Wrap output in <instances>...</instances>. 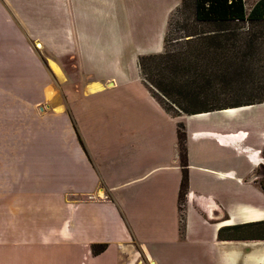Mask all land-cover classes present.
<instances>
[{"label":"crops","instance_id":"obj_1","mask_svg":"<svg viewBox=\"0 0 264 264\" xmlns=\"http://www.w3.org/2000/svg\"><path fill=\"white\" fill-rule=\"evenodd\" d=\"M179 5L0 0L4 59L26 62L32 81L5 97L0 85V264H264V240L217 238L264 221V103L171 116L140 77L138 57L163 51ZM129 86L142 116L111 94ZM155 110L184 125L181 212L176 138L142 165L139 152L117 159L149 139L141 125Z\"/></svg>","mask_w":264,"mask_h":264},{"label":"rangeland","instance_id":"obj_2","mask_svg":"<svg viewBox=\"0 0 264 264\" xmlns=\"http://www.w3.org/2000/svg\"><path fill=\"white\" fill-rule=\"evenodd\" d=\"M244 8L246 12L250 9L254 0H243ZM243 26L244 25H239ZM212 29L210 25L198 24L193 21V7L192 1L187 0L185 5L176 9L169 17L167 27L165 30V51L169 55L167 59L170 61L167 69L166 81L170 84L171 94L175 92H187L190 97L191 105L196 109L200 108L203 102H210L215 100L213 104L224 105L231 104L237 100H244L248 94L258 92L264 89V35L257 41L253 48H239L237 53L238 57H241L244 61L242 63L237 60L230 61L226 68H222L221 72H202V64L197 65L194 70V63L192 61L193 53H195V41L192 38V34L199 31H207ZM239 32V30H238ZM39 44V43H37ZM236 44H238L236 42ZM34 49L39 50L35 42H32ZM164 51V50H163ZM10 52V47L0 46V85L4 90V97L8 96L6 90H9L11 85L26 86L32 81L27 75L26 62H17L15 60L5 58L3 53ZM25 53L18 51V55L21 56ZM40 55V54H39ZM130 63V62H129ZM156 63L146 61L145 66L151 70ZM173 70L179 72L177 77L172 81L170 77ZM198 74V75H197ZM197 75V76H196ZM109 77H104L103 80ZM86 78H81L83 81ZM42 76L34 77L35 89L42 84ZM77 81V78H73L72 81ZM20 87V88H23ZM117 93L115 98H119V103L125 104L130 108L133 114L143 115L146 112L147 106L142 100V97L129 86V90L125 89L120 91H111V94ZM119 93V94H118ZM154 96L160 101V103L167 107L172 113L174 109L173 104L170 103V99H165L161 95L152 90ZM112 94V95H113ZM78 96V95H77ZM183 96V95H180ZM187 96V97H188ZM176 98V97H175ZM154 118L156 129L154 128ZM152 120L147 118L141 126L144 127L143 131L149 139L146 142L138 140L137 144L133 148L125 149L121 153L122 155L117 158L120 163L126 161L129 155H134V163L142 165L144 162H148L151 155L155 153H167L172 149L171 140L176 138V129L178 124L182 125L184 133V125L182 121L173 122L164 116H160L156 113ZM180 122V123H179ZM96 126V122H95ZM153 126V128H152ZM96 129V128H95ZM94 129V130H95ZM152 134V135H151ZM94 136V135H93ZM185 136V135H184ZM173 140V141H174ZM98 144V140L93 141ZM100 143H103L101 141ZM99 143V144H100ZM117 150L120 151V149ZM118 155V152L116 156ZM115 156V158H116ZM105 159V156L102 157ZM121 165V164H120ZM121 169V166H117ZM114 169V166H113Z\"/></svg>","mask_w":264,"mask_h":264},{"label":"trees","instance_id":"obj_3","mask_svg":"<svg viewBox=\"0 0 264 264\" xmlns=\"http://www.w3.org/2000/svg\"><path fill=\"white\" fill-rule=\"evenodd\" d=\"M187 0H180L179 7L185 5ZM193 7V21L198 24L210 25L212 29L199 31L192 34L195 41V53L192 61L194 70L197 65L203 63L202 72H221L232 60L242 63L244 60L238 57L239 48H253L254 45L264 35V0H256L246 12L243 0H191ZM177 8V9H178ZM244 25L245 29L243 26ZM239 30V32H238ZM236 42L238 44H236ZM165 34L163 37V50L159 54L140 56L137 65L143 84L148 88L151 96L157 101L162 109L171 116L194 115L218 111L227 108L248 106L264 103V89L248 94L244 100H237L231 104L216 105L215 101L203 102L200 108L196 109L190 103V97L186 92H175L171 94L170 84L166 81L167 69L170 65L169 55L165 51ZM156 63L151 70L147 69L145 62ZM226 66V67H225ZM174 73L170 79L173 81L178 72ZM198 75V74H197ZM196 75V76H197ZM152 90L165 99H170L175 110L172 113L163 106L154 96ZM183 95V96H180ZM188 96V97H187ZM176 97V98H175ZM176 146L178 152L179 167L181 178L177 195V207L181 212V206L186 190V158L184 147V133L181 124L176 129ZM219 240H264V221L247 222L231 226L221 227L217 231ZM104 244H92L91 253L97 255L105 249Z\"/></svg>","mask_w":264,"mask_h":264}]
</instances>
